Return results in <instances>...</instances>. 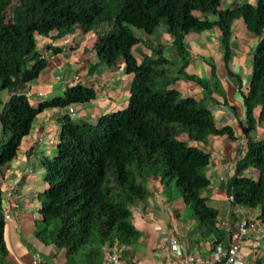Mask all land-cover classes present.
<instances>
[{"label": "trees", "instance_id": "1", "mask_svg": "<svg viewBox=\"0 0 264 264\" xmlns=\"http://www.w3.org/2000/svg\"><path fill=\"white\" fill-rule=\"evenodd\" d=\"M13 1L0 0V88L10 92L0 113V167L16 157L39 112L96 98L94 87L77 83L68 86L64 95L37 106L31 102L21 87L48 66V58L38 48V35L55 32L62 38L76 25L85 32L100 29L95 47L102 62L116 66L123 60L126 72L134 74L124 109L104 114L95 123H79L67 113L61 118L56 155L43 160L47 188L42 191L38 238L66 249L73 264H103L105 245H130L139 239L131 209L148 197L145 180L152 175H160L167 184L176 178L205 233L224 236L218 210L203 193L211 185L206 173L210 153L191 141L204 142L209 135L233 138L234 130L216 125L209 96H184L175 84L189 79L209 87L208 81L186 71L190 64L186 36L214 26L222 32L225 66L231 73L233 25L240 18L262 39L244 95L246 150L225 189L233 196L232 204L260 208L264 222V136L257 139L254 134L257 126L264 125V0L255 4L233 0V6L226 8H221L222 0ZM162 24L173 36L175 58H168L165 46L159 44L139 63L133 47L142 38L135 28L153 34ZM250 167L258 171V178L247 174ZM2 202L0 187V264H11Z\"/></svg>", "mask_w": 264, "mask_h": 264}, {"label": "crops", "instance_id": "2", "mask_svg": "<svg viewBox=\"0 0 264 264\" xmlns=\"http://www.w3.org/2000/svg\"><path fill=\"white\" fill-rule=\"evenodd\" d=\"M226 3L227 7L234 4L231 0ZM99 31L93 29L85 32L81 25H76L72 33L62 38L54 36L55 32L49 36L39 35L38 48L48 58V66L36 80L21 87L35 106L64 95L68 86L77 83L90 85L97 92L93 100L74 104L77 110L74 119L79 123H95L102 115L117 112L128 105L134 74L126 72L123 60L116 66L102 62L95 47ZM221 35L218 26L187 34L190 64L186 71L208 81L210 85L204 88L196 81L180 79L175 87L184 96H209V107L216 125L231 126L234 130L233 138L223 134L209 135L204 142L191 141V144H197L210 153L211 161L206 173L211 185L204 195L209 197L208 204L218 210V227L225 234L222 238L220 235L206 234L204 226L189 211L184 197L175 193L173 185L163 181L160 175H152L145 180L148 197L136 202L131 209L132 223L140 232L139 239L130 245L118 242L105 245L120 254L123 264H165L166 261L182 264V259L170 251L172 237H176L186 251L211 259L217 240L220 239L219 243L225 247L232 243L234 236L227 228L235 229L243 217L257 221L258 225L242 236L239 257L243 264H264V222L259 218L260 208L232 204L227 199L225 189L227 180L235 174L236 164L246 150L244 95L248 91L255 50L262 36L250 31L243 18L234 21L230 73L225 66ZM140 37L142 40L133 47L139 63L145 56H151L153 48L159 44L165 46L168 58H175L173 36L168 33L165 24L155 33H142ZM57 47L61 48L58 53L55 52ZM9 99L10 92L2 94L0 113ZM66 113L67 108L60 107L39 112L30 133L23 138L16 157L0 167L2 209L8 201L14 205L11 219L5 221L4 225L7 259L11 264H73L66 249L44 242L36 235V227L42 217L39 193L47 188L43 174L37 171L38 164L57 145L61 118ZM254 134L257 139L263 137L264 125L257 126ZM183 139L187 140L188 136L185 134ZM246 172L258 178V171L253 167ZM13 185L16 186L14 195L5 197L7 188ZM105 253L104 249L103 264Z\"/></svg>", "mask_w": 264, "mask_h": 264}, {"label": "built area", "instance_id": "3", "mask_svg": "<svg viewBox=\"0 0 264 264\" xmlns=\"http://www.w3.org/2000/svg\"><path fill=\"white\" fill-rule=\"evenodd\" d=\"M67 112L72 116H77L76 108L71 105L67 108ZM1 129V121H0ZM16 186H10L6 190L5 197H12L15 193ZM227 199L231 202L233 196L227 195ZM16 206V205H15ZM14 205L11 202H6V206L3 208L4 220L8 221L12 217V208ZM258 222L251 220L247 217H243L235 229L227 228L229 232H232L234 240L232 243L225 247L221 243H217L214 247V254L211 259H205L197 253H190L185 250L184 245L178 241L176 237H172L170 242V251L174 256L180 257L182 264H243L240 259L241 253V239L247 232L257 228ZM105 262L104 264H123L120 254L111 250V246L105 248ZM170 255V254H169ZM165 264H172L166 261Z\"/></svg>", "mask_w": 264, "mask_h": 264}, {"label": "rangeland", "instance_id": "4", "mask_svg": "<svg viewBox=\"0 0 264 264\" xmlns=\"http://www.w3.org/2000/svg\"><path fill=\"white\" fill-rule=\"evenodd\" d=\"M228 0H222V3H221V8H226L228 5H227V2ZM15 3H17V0H14L13 1V3L12 4H15ZM231 3H234L233 2V0H231ZM10 8L8 9V16H9V14H10ZM215 16H211V18H214ZM135 32H136V34L137 35H141L142 33H145L144 32V30H142V29H139V28H135ZM37 38H38V40H39V35L37 36ZM4 89H1L0 88V99H1V97H2V94H5V92H8V90H5V91H3ZM3 99H4V97H3ZM50 100V99H49ZM1 103V102H0ZM57 145L56 146H53L51 149H50V151H49V153L47 154V157H54L55 155H56V152H57ZM43 160H44V158L43 159H41L39 162V164H38V166H39V168H38V172L40 173H42L43 174V176H42V178L44 179L43 181H45L46 182V180H45V167H44V164H43ZM169 185H173V190H174V192L175 193H178L179 195L181 194L182 195V197H184L183 196V192L181 191V188H179L178 187V185H177V179L176 178H173L172 180H171V183H169ZM171 189V188H170ZM169 189V190H170ZM171 191V190H170ZM206 191V190H205ZM204 191V192H205ZM203 192V193H204ZM43 199H44V196H43V194H42V192H40L39 193V201L40 202H43ZM188 209H189V211L191 210V212L192 213H194L193 212V209H192V207H188Z\"/></svg>", "mask_w": 264, "mask_h": 264}, {"label": "clouds", "instance_id": "5", "mask_svg": "<svg viewBox=\"0 0 264 264\" xmlns=\"http://www.w3.org/2000/svg\"><path fill=\"white\" fill-rule=\"evenodd\" d=\"M242 1H244V0H242ZM246 1H248V0H246ZM73 106H74V104H73ZM66 108H68V107H66ZM120 111V110H119ZM67 114H69L68 112H67ZM70 115V114H69ZM71 116V115H70ZM73 118H75V117H73Z\"/></svg>", "mask_w": 264, "mask_h": 264}]
</instances>
